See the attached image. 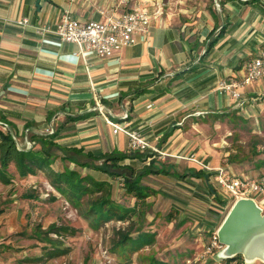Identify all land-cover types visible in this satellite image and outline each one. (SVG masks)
Wrapping results in <instances>:
<instances>
[{"label":"crops","instance_id":"crops-1","mask_svg":"<svg viewBox=\"0 0 264 264\" xmlns=\"http://www.w3.org/2000/svg\"><path fill=\"white\" fill-rule=\"evenodd\" d=\"M126 1L0 0L2 129L18 147L24 139L20 148H39L33 136L52 135L61 148L131 155L122 161L134 169L130 176L147 166L142 182L165 177L197 188L201 179L215 198V176L229 166L221 161L224 139L209 130L232 116L245 121L247 107L258 111L264 100V79L239 87L240 99L219 89L221 80L238 81L243 61L264 48V0H146L147 32L105 57L83 53L54 32L65 11L82 22L101 21L141 0ZM216 114L223 118L215 121ZM133 135L144 149L129 147ZM85 171L110 180L113 190L122 179Z\"/></svg>","mask_w":264,"mask_h":264},{"label":"rangeland","instance_id":"rangeland-1","mask_svg":"<svg viewBox=\"0 0 264 264\" xmlns=\"http://www.w3.org/2000/svg\"><path fill=\"white\" fill-rule=\"evenodd\" d=\"M211 3L214 4V0ZM252 57L246 58L242 65ZM259 102L258 111L251 112L247 107L249 116H242L245 121L232 116L230 121L222 122L218 130L208 129L213 139H224L222 149L227 156L221 158L222 164L229 166L227 169L237 176L264 175V100ZM214 118L219 121L217 119L223 117L216 114ZM22 141L24 139H17L20 147ZM56 163L61 167L59 160ZM7 172L11 181L8 184L0 181V264H152L153 259L169 264H225L220 254L223 247L215 242L214 236L236 198L215 186L223 202L215 201L204 180L198 181L197 188H191L174 178L146 177L143 182L153 191H148L142 204L122 189L119 183L123 180L119 179L112 197L120 205L137 207L132 219L110 220L91 226L53 189L43 172L20 177L13 164L8 166ZM157 190L161 192L155 193ZM165 191L168 194H164ZM254 198L264 211V193L255 194ZM51 223L77 229L74 234L47 233L60 241V249L64 252L58 255L45 253L51 249L44 238ZM36 228L43 231V236L34 235ZM124 230L131 232L133 237L138 230L147 231L152 234L151 242L120 256L113 244L119 231ZM229 264L264 263L247 262L242 257V260H230Z\"/></svg>","mask_w":264,"mask_h":264},{"label":"trees","instance_id":"trees-1","mask_svg":"<svg viewBox=\"0 0 264 264\" xmlns=\"http://www.w3.org/2000/svg\"><path fill=\"white\" fill-rule=\"evenodd\" d=\"M49 137L33 136L34 139L40 142L39 148L34 146L20 148L11 133L0 127V181L5 184L11 181L7 172L10 164L15 166L20 177L35 175L41 171L46 175L53 189L75 207L91 226H99L110 220L126 221L132 219V213H135L137 207H126L117 203L112 197L113 183L110 180L98 178L88 171L84 172L82 168L93 169L105 173L109 177H121L124 181V191L133 195L138 203L143 204L150 190L142 182L143 176L151 172L147 166L138 169L136 176L133 177L127 173V171L134 173L132 166L122 163L126 157L131 155L119 153L97 155L83 148H61L51 139L52 135ZM53 146H56V149H52ZM58 150L62 153L58 154ZM135 154L133 157L142 158L141 154ZM58 160L61 167L56 166ZM94 160H101V163L95 164ZM69 163H73L74 167H70ZM116 170H125V173L119 174ZM194 174H197V172H194ZM202 174L198 171V176ZM28 196L32 197L34 195L28 194ZM52 198L56 197L52 196ZM215 199L221 202V198L217 194ZM128 230L119 231V237L113 244L114 249L119 250L118 254L120 256H124L129 249L137 250L149 244L152 239V234L147 231L138 230L137 236L133 237ZM76 231L75 227L69 225L51 223L44 232V238L51 245V249H48L45 253L58 255L63 251L59 246L60 241L49 237L47 233L54 232L61 235L74 234ZM34 235L43 236V231L36 228L34 229ZM233 259L242 260V256L236 255L231 258H224L225 264H229L230 260ZM152 264L169 263L153 259Z\"/></svg>","mask_w":264,"mask_h":264},{"label":"built area","instance_id":"built-area-1","mask_svg":"<svg viewBox=\"0 0 264 264\" xmlns=\"http://www.w3.org/2000/svg\"><path fill=\"white\" fill-rule=\"evenodd\" d=\"M121 2L125 5L127 1L121 0ZM145 3L146 0H141L132 5L128 11L106 14L101 21L82 22L65 11L60 16L54 32L64 41L80 44L83 53L105 57L115 50L131 45L137 34L147 32L151 14L146 6H143ZM25 21L24 18L17 23L22 24ZM243 70V75L238 81L221 80L219 89L240 99L239 87L247 86L264 77V50L247 60ZM108 122L110 123V121ZM0 127H2L1 124ZM117 128L118 126H115L114 131ZM145 146V141L138 135L131 137L129 142L131 149L142 150ZM215 182L218 187L236 199L239 197L255 199V194L264 193V175L258 177L237 176L228 170H219L215 176ZM214 239L217 242L216 236Z\"/></svg>","mask_w":264,"mask_h":264},{"label":"water","instance_id":"water-1","mask_svg":"<svg viewBox=\"0 0 264 264\" xmlns=\"http://www.w3.org/2000/svg\"><path fill=\"white\" fill-rule=\"evenodd\" d=\"M123 174L125 170H116ZM222 245L221 257L241 255L245 261L259 258L264 263V211L252 197L235 199L216 231Z\"/></svg>","mask_w":264,"mask_h":264},{"label":"bare ground","instance_id":"bare-ground-1","mask_svg":"<svg viewBox=\"0 0 264 264\" xmlns=\"http://www.w3.org/2000/svg\"><path fill=\"white\" fill-rule=\"evenodd\" d=\"M255 261H260V262H262V260H260L259 258H255V259H253V260H247V262H255ZM263 263V262H262Z\"/></svg>","mask_w":264,"mask_h":264}]
</instances>
